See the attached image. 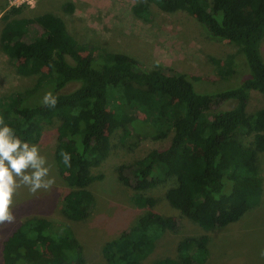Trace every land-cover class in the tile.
<instances>
[{"label": "trees", "instance_id": "16d2710c", "mask_svg": "<svg viewBox=\"0 0 264 264\" xmlns=\"http://www.w3.org/2000/svg\"><path fill=\"white\" fill-rule=\"evenodd\" d=\"M150 6L167 13L184 12L211 38L234 45L247 63L249 77L236 88L201 94L186 75L171 68L146 70L123 54H108L99 62L83 57L64 21L53 14L24 18L19 17L21 8H9L1 18L3 53L14 63L17 75L35 76L37 82L23 94L0 97V116L30 144L39 142L46 123L58 121L54 160L68 187L61 205L66 220L81 222L91 213L95 204L91 185L101 178L92 169L109 155L111 130L122 128L127 133L134 117L141 115L154 133L172 134L166 147L134 161L131 176L123 166L118 168L119 180L135 191L133 205L146 213L103 244L104 264H144L156 242L174 231L173 217L157 210L160 200L143 194L169 176L176 179V186L168 188L163 199L205 232L239 221L259 203L263 190L258 159L264 152V107L248 113L247 106L251 91L264 97L260 52L264 0H140L134 16L148 21ZM74 8L71 3L63 6L68 13ZM31 25L41 33L26 42ZM234 57L212 59L222 78L235 72ZM71 83L78 87L60 92ZM39 90L43 96L53 92L58 98L54 108L27 105L30 92ZM228 101L236 102L232 109L213 112ZM237 134L251 136L252 144H241ZM62 151L71 155L70 166L63 164ZM202 233L179 242L178 258H162L154 264H203L209 238ZM1 251V264H86L83 247L68 227L39 217L20 223Z\"/></svg>", "mask_w": 264, "mask_h": 264}, {"label": "rangeland", "instance_id": "374dc122", "mask_svg": "<svg viewBox=\"0 0 264 264\" xmlns=\"http://www.w3.org/2000/svg\"><path fill=\"white\" fill-rule=\"evenodd\" d=\"M10 0H0V31L2 16L9 10ZM140 0H37L33 8L21 7L19 17L32 18L50 13L60 17L68 34L81 46V55L91 57L95 62L104 60L108 54H123L136 60L142 68H171L176 73L186 75L196 92L214 95L236 88L250 75L247 63L237 48L224 41L210 37L205 28L192 16L176 11L167 13L150 6L148 21L134 16L133 8ZM66 3L74 5V11L63 9ZM40 29L31 25L25 41L40 36ZM264 60V38L260 46ZM235 56L232 68L235 72L221 77L212 59L226 60ZM69 62H72L68 59ZM37 77L17 75L14 63L5 55L0 45V97L10 94H23L31 90ZM46 87V86H45ZM78 84L66 85L60 92L69 93ZM43 90V89H41ZM27 105H40L43 93L30 92ZM37 102V103H34ZM117 101H114L115 105ZM235 101H228L213 112L232 109ZM264 107V97L251 91L248 100V113ZM58 121L46 123L42 136L36 145L41 155L51 166L50 175L55 184L50 190H40L35 194L27 188L18 189L14 196L13 224L0 225V264L1 248L7 236L20 223L30 217H39L68 227L83 247L86 264H104L101 254L103 244L118 237L124 230L133 226L146 213L133 205L135 191L124 185L118 177V168L123 166L126 175L131 176L130 166L155 149L169 144L171 133H154L141 115L134 117L127 133L122 128L109 132L110 152L92 174L100 180L91 185L95 204L86 220L68 221L62 215V197L68 190L65 180L60 176L54 151L57 145L56 129ZM235 138L243 145L252 144L251 136L237 134ZM259 174L262 181V194L259 203L249 209L243 217L225 228L205 232L198 226L180 216L163 199L165 191L176 186V179L169 176L164 183L143 192L145 196L160 200L157 210L163 216L173 217L175 229L156 242L155 251L144 264H154L162 258H178V244L186 237H199L204 233L209 238L208 256L203 264H264V152L258 159ZM228 191V187L225 188ZM163 199V201H162ZM156 210V211H157Z\"/></svg>", "mask_w": 264, "mask_h": 264}, {"label": "clouds", "instance_id": "9594fccd", "mask_svg": "<svg viewBox=\"0 0 264 264\" xmlns=\"http://www.w3.org/2000/svg\"><path fill=\"white\" fill-rule=\"evenodd\" d=\"M43 104L54 108L58 98L48 91L43 96ZM65 166H70L71 155L60 153ZM51 166L41 155L36 144L22 140L0 116V225L13 224L14 196L20 188H27L32 194L40 190H50L55 177L50 175ZM264 256V251L261 252Z\"/></svg>", "mask_w": 264, "mask_h": 264}, {"label": "built area", "instance_id": "2783aa9c", "mask_svg": "<svg viewBox=\"0 0 264 264\" xmlns=\"http://www.w3.org/2000/svg\"><path fill=\"white\" fill-rule=\"evenodd\" d=\"M37 0H10L9 8L29 7L33 8Z\"/></svg>", "mask_w": 264, "mask_h": 264}]
</instances>
